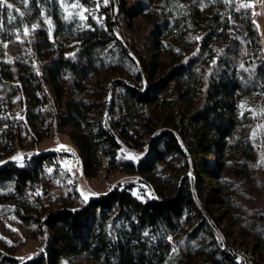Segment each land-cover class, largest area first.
<instances>
[{
	"label": "trees",
	"instance_id": "obj_1",
	"mask_svg": "<svg viewBox=\"0 0 264 264\" xmlns=\"http://www.w3.org/2000/svg\"><path fill=\"white\" fill-rule=\"evenodd\" d=\"M69 1L86 8L96 3ZM157 1L160 10L167 12L162 16L172 20L175 38L170 44L176 38L184 43L181 54L176 57L174 49L169 51L173 58L169 67L156 55L140 57L141 71L134 84L123 87L125 94L118 105L112 102L107 118L92 101L78 98L105 67L108 46H118L112 23H93L87 28L67 23L60 0L0 2V40L11 42L25 26L40 25L33 43L40 66L32 63L26 75L22 67L17 66L15 72L5 65L0 83L16 82L33 112L49 101L48 94L59 102L66 100L61 126L71 128L86 176L99 173L105 161L112 169L146 178L159 176L162 170L175 174L163 179L168 193L160 192L159 198L140 200L133 195L132 185L119 184L83 207L42 213L26 193L37 184L43 163L51 162L55 153L4 163L0 166V206L18 200L17 218L48 234L39 256L22 264H61L84 254L96 264H169L184 225L191 227L189 240L204 236L209 242L212 256L204 264H251L246 259L238 261L237 254L224 247L198 199L203 178L218 176L220 169L212 158L225 151L227 141L238 140L242 128L238 97L250 88L264 94L259 30L249 11L237 9L242 0H232L229 10L228 0ZM244 49L254 55L243 65L253 66L252 73L244 72L237 60ZM210 66L205 79L204 68ZM123 144L136 149L146 146L147 152L138 164L120 165L117 155ZM175 262L188 264L183 258ZM0 264L18 262L0 252Z\"/></svg>",
	"mask_w": 264,
	"mask_h": 264
},
{
	"label": "rangeland",
	"instance_id": "obj_2",
	"mask_svg": "<svg viewBox=\"0 0 264 264\" xmlns=\"http://www.w3.org/2000/svg\"><path fill=\"white\" fill-rule=\"evenodd\" d=\"M60 5L67 23H76L82 28L93 23L113 25L118 46L113 43L108 46L105 67L88 81L86 93L78 98L92 101L104 111L106 118L112 102L118 105L120 96L125 94L123 87L134 84L141 71L140 57L156 55L169 67L173 60L169 51L174 49L176 57L181 54L184 43L176 38L178 41L175 39L170 44L169 40L175 38L171 31L172 20L162 16L157 0H96L90 8L78 2L60 0ZM232 6V0H228L227 10ZM237 9L250 12L260 35L258 55L264 58V0H242ZM44 19L50 26L51 21L47 17ZM39 29L38 23L25 26L15 33L11 42L0 40V70L5 65L15 72L22 67L27 75L29 65L40 66L33 54ZM251 56L254 55L245 49L238 53L237 60L244 72L252 73L253 66L246 64L243 67L244 61L248 62ZM210 73L211 66L204 68L205 79ZM17 85L8 81L0 83V166L19 157L25 159L55 153L53 157L57 164H48V169L42 165L37 184L26 193L29 201L42 213L63 207H83L91 198L104 195L119 184L132 185L133 195L143 201L159 198L160 192L167 195L162 181L169 173L175 174L164 170L159 176L146 178L128 174L122 168L112 169L105 161L99 173L86 176L83 161L71 140L72 130L61 126L59 117L65 113L66 100L59 102L48 94L49 101L33 112ZM198 103L194 107H198ZM236 104L237 116L242 121L238 140L227 141L225 151L212 158L220 170L217 178H203L202 198L198 201L224 247L237 254L238 261L246 259L251 264H264V94L250 88L241 93ZM146 152V146L136 149L123 144L117 161L120 165L138 164ZM11 189L9 186L8 190ZM18 203V200H12L0 206V252L22 264L39 256L46 246L48 234L41 233L36 224L25 225L17 218L15 208ZM183 229L176 238L175 255L169 264H176L180 258L188 264H204V260L212 256L209 242L204 236L198 241L189 240L187 233L191 227L184 225ZM61 264L96 262L84 254L68 257Z\"/></svg>",
	"mask_w": 264,
	"mask_h": 264
},
{
	"label": "built area",
	"instance_id": "obj_3",
	"mask_svg": "<svg viewBox=\"0 0 264 264\" xmlns=\"http://www.w3.org/2000/svg\"><path fill=\"white\" fill-rule=\"evenodd\" d=\"M24 158V157H23ZM48 164H54V165H56L57 163H56V159H54V157H53V159L51 160V162H44L43 163V167L45 168V169H48L49 167H48ZM50 166H52V165H50Z\"/></svg>",
	"mask_w": 264,
	"mask_h": 264
},
{
	"label": "water",
	"instance_id": "obj_4",
	"mask_svg": "<svg viewBox=\"0 0 264 264\" xmlns=\"http://www.w3.org/2000/svg\"><path fill=\"white\" fill-rule=\"evenodd\" d=\"M23 158L22 157H19L18 160H22Z\"/></svg>",
	"mask_w": 264,
	"mask_h": 264
},
{
	"label": "snow or ice",
	"instance_id": "obj_5",
	"mask_svg": "<svg viewBox=\"0 0 264 264\" xmlns=\"http://www.w3.org/2000/svg\"><path fill=\"white\" fill-rule=\"evenodd\" d=\"M0 2H2V0H0ZM9 7H11V6L9 5Z\"/></svg>",
	"mask_w": 264,
	"mask_h": 264
}]
</instances>
